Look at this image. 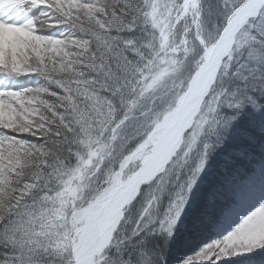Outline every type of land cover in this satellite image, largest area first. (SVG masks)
<instances>
[{"label":"snow or ice","instance_id":"snow-or-ice-1","mask_svg":"<svg viewBox=\"0 0 264 264\" xmlns=\"http://www.w3.org/2000/svg\"><path fill=\"white\" fill-rule=\"evenodd\" d=\"M0 264H264V0H0Z\"/></svg>","mask_w":264,"mask_h":264}]
</instances>
